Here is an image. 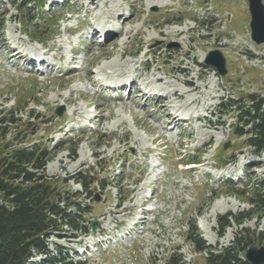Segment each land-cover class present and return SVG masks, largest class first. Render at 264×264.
Listing matches in <instances>:
<instances>
[{
  "label": "rangeland",
  "instance_id": "obj_1",
  "mask_svg": "<svg viewBox=\"0 0 264 264\" xmlns=\"http://www.w3.org/2000/svg\"><path fill=\"white\" fill-rule=\"evenodd\" d=\"M249 22L248 0H0V117L20 119L0 143L44 146L58 196L98 222L76 237L63 226L50 250L207 264L197 241L217 251L242 231L264 246V149L236 129L238 105L264 99ZM213 50L224 75L205 62Z\"/></svg>",
  "mask_w": 264,
  "mask_h": 264
},
{
  "label": "trees",
  "instance_id": "obj_2",
  "mask_svg": "<svg viewBox=\"0 0 264 264\" xmlns=\"http://www.w3.org/2000/svg\"><path fill=\"white\" fill-rule=\"evenodd\" d=\"M249 101L241 106L237 104L240 124L236 127L237 134L247 136L246 144L253 152L260 153L264 149V99L251 96ZM19 120V117H0V138L6 135L8 126ZM47 154L42 145L0 143V264H87L85 258L74 259L75 249L48 247L52 235L66 237L63 226L70 237H76L88 233L91 222L83 218L87 210L77 201H70L72 196L69 199L67 195L58 196L52 179L44 173ZM72 179L84 189L94 182L84 172ZM261 184L264 187V178ZM258 200L264 207V194ZM228 216L232 214L225 216L222 228L229 224ZM252 241L238 231L230 245L217 251L210 250L205 243L199 245L197 241V244L199 249L208 250L207 264H249L241 258V253ZM35 256L39 259L33 260Z\"/></svg>",
  "mask_w": 264,
  "mask_h": 264
},
{
  "label": "water",
  "instance_id": "obj_3",
  "mask_svg": "<svg viewBox=\"0 0 264 264\" xmlns=\"http://www.w3.org/2000/svg\"><path fill=\"white\" fill-rule=\"evenodd\" d=\"M248 10L250 15V38L256 43H264V7L260 0H248ZM205 62L214 66L220 75L226 73V60L222 53L218 50L210 51ZM63 108L56 109V113L60 115ZM98 225L97 221L92 222V232ZM243 258L249 264H264V246H250L244 253Z\"/></svg>",
  "mask_w": 264,
  "mask_h": 264
},
{
  "label": "bare ground",
  "instance_id": "obj_4",
  "mask_svg": "<svg viewBox=\"0 0 264 264\" xmlns=\"http://www.w3.org/2000/svg\"><path fill=\"white\" fill-rule=\"evenodd\" d=\"M92 3V2H91ZM120 18V17H119ZM188 29V28H187ZM189 30V29H188ZM182 32V31H181ZM181 32H179V33H181ZM176 33V32H175ZM94 36V35H93ZM40 56V55H39ZM43 58V57H42ZM40 64H42V63H40ZM128 80H129V78H128ZM154 80L156 81H158V80H161V78L160 77H156V78H154ZM190 79H186V80H183L182 81V83L183 84H185V85H188V84H190ZM124 83V82H123ZM124 87V86H123ZM170 87V86H169ZM170 92H168L166 95H168V96H170V95H172V96H177L178 95V93H177V90L176 89H170L169 90ZM184 93V92H183ZM183 93L182 94H180L179 96H182L183 95ZM164 97V96H163ZM167 98V97H166ZM169 117V116H168ZM175 123V122H174ZM213 214V213H212Z\"/></svg>",
  "mask_w": 264,
  "mask_h": 264
}]
</instances>
